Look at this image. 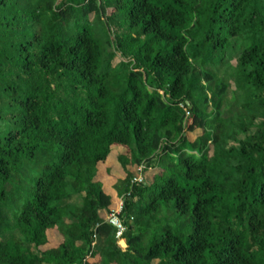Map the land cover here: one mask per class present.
I'll list each match as a JSON object with an SVG mask.
<instances>
[{"label":"trees","instance_id":"obj_1","mask_svg":"<svg viewBox=\"0 0 264 264\" xmlns=\"http://www.w3.org/2000/svg\"><path fill=\"white\" fill-rule=\"evenodd\" d=\"M0 264H264V0H0Z\"/></svg>","mask_w":264,"mask_h":264},{"label":"rangeland","instance_id":"obj_2","mask_svg":"<svg viewBox=\"0 0 264 264\" xmlns=\"http://www.w3.org/2000/svg\"><path fill=\"white\" fill-rule=\"evenodd\" d=\"M243 49V46L239 42H235V48L233 51L229 53L228 60L226 63L222 66L217 67H207L205 70L212 72L216 77L223 79L229 86L224 102V114L225 116L231 115L236 109L239 108V106L242 103L243 97L240 92H238L236 86H235V72H236V65H237V59L239 55L241 54ZM121 60L120 56L117 55V58L113 62L114 65L118 63ZM199 132H195L191 135H189L190 139H194ZM135 177H139V174L136 170ZM116 181V180H115ZM116 188L122 189V184L118 183L116 184ZM65 203H71V204H81V199L79 196H72L69 197L67 200H65ZM108 214L103 213L102 218L105 220L107 219ZM11 236H18V233H14L11 235H7L5 239L10 238ZM54 235H51L52 242L50 246H54L58 244V240L54 242ZM4 239V240H5ZM120 247L122 249H125L127 246L124 244V242H119Z\"/></svg>","mask_w":264,"mask_h":264},{"label":"built area","instance_id":"obj_3","mask_svg":"<svg viewBox=\"0 0 264 264\" xmlns=\"http://www.w3.org/2000/svg\"><path fill=\"white\" fill-rule=\"evenodd\" d=\"M137 173L139 174V177H134L133 180V184L137 183H142L143 181V170L144 168L138 167L136 168ZM135 175H136V171H135ZM124 208V198L122 199V201L120 202L119 207L117 208V210L111 212L108 214L107 219L105 220L106 222H108L109 224H111L115 230H116V239L118 240V245L120 246L119 242H124V244L126 245V241L123 238V235L125 233V226L123 224V220L121 219V214Z\"/></svg>","mask_w":264,"mask_h":264}]
</instances>
